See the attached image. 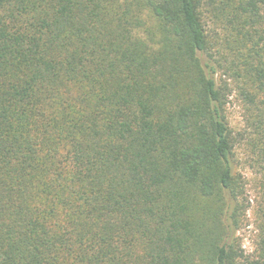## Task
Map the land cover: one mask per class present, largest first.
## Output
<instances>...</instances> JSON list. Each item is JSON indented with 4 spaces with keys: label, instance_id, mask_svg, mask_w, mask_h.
Here are the masks:
<instances>
[{
    "label": "trees",
    "instance_id": "16d2710c",
    "mask_svg": "<svg viewBox=\"0 0 264 264\" xmlns=\"http://www.w3.org/2000/svg\"><path fill=\"white\" fill-rule=\"evenodd\" d=\"M228 80L264 169V0H0V264H264Z\"/></svg>",
    "mask_w": 264,
    "mask_h": 264
},
{
    "label": "rangeland",
    "instance_id": "374dc122",
    "mask_svg": "<svg viewBox=\"0 0 264 264\" xmlns=\"http://www.w3.org/2000/svg\"><path fill=\"white\" fill-rule=\"evenodd\" d=\"M208 21V30L211 37H218L214 34L221 33L220 28ZM218 58V56H215ZM221 60V59H219ZM217 80H225L226 77L216 75ZM227 103L225 106V116L229 127L236 138L234 149L235 172L241 179L242 195L239 202L243 206L239 212L236 233L238 244L246 255L253 251V243L256 239V212L261 206L264 192V169L258 163L257 150L253 147L250 139L251 133L248 128L247 114L244 110L241 97L238 96L236 85L227 81Z\"/></svg>",
    "mask_w": 264,
    "mask_h": 264
}]
</instances>
